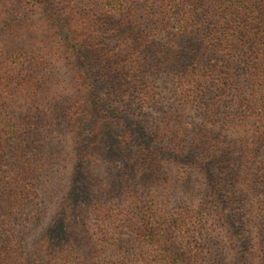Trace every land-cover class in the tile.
<instances>
[{
  "label": "trees",
  "instance_id": "obj_1",
  "mask_svg": "<svg viewBox=\"0 0 264 264\" xmlns=\"http://www.w3.org/2000/svg\"><path fill=\"white\" fill-rule=\"evenodd\" d=\"M0 264H264V0H0Z\"/></svg>",
  "mask_w": 264,
  "mask_h": 264
}]
</instances>
